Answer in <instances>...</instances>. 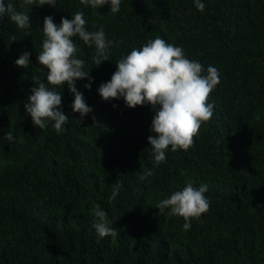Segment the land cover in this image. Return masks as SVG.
<instances>
[{
  "label": "trees",
  "instance_id": "1",
  "mask_svg": "<svg viewBox=\"0 0 264 264\" xmlns=\"http://www.w3.org/2000/svg\"><path fill=\"white\" fill-rule=\"evenodd\" d=\"M20 11L21 0H11ZM122 0L85 8L80 0L28 11L31 31L0 20V264H264V0ZM78 11L90 31L115 41L110 61L93 63L95 47L74 38L94 80L76 82L93 109L81 120L67 86L65 131L38 129L26 113L31 89L47 83L37 56L43 21L59 24ZM157 36L182 47L187 58L212 65L220 83L209 96L214 115L188 151L168 152L156 166L148 137L152 107L104 102L99 86L116 62ZM25 51L32 64L15 60ZM9 131L15 142H7ZM152 175L142 179L144 174ZM206 183L209 211L182 231V217L156 204L187 182ZM114 183L120 195L109 201ZM114 222L116 238L99 239L92 201Z\"/></svg>",
  "mask_w": 264,
  "mask_h": 264
},
{
  "label": "clouds",
  "instance_id": "2",
  "mask_svg": "<svg viewBox=\"0 0 264 264\" xmlns=\"http://www.w3.org/2000/svg\"><path fill=\"white\" fill-rule=\"evenodd\" d=\"M80 2L85 8L91 9L108 6L111 14H118L122 4V0ZM194 4L201 12L206 8L204 0H194ZM33 6L55 7V0H21L20 11L11 0H0V20L7 17L18 29L30 34V16L24 9L31 11ZM84 17L85 13L78 11L71 19L62 18L59 24L54 22L52 16L44 18V40L37 61L43 66L41 71L46 70L47 83L39 82L38 86L33 87L25 104L26 113L38 129L44 130L51 125L57 134L65 131L69 118L63 112L61 87L64 90L67 86L74 96L71 107L81 120L93 112L76 86L77 81L88 80L85 88L90 91L94 80L90 72L85 70L87 61L77 55L74 38L89 47H95L93 63L99 66L110 61V50L115 41L108 39L102 28L88 30ZM30 56V52H23L15 60V65L28 68L32 64ZM115 66L116 71L109 81L99 86L98 94L104 102L122 99L130 109L137 106L152 107L155 115L150 125L148 142L156 166L166 161L169 151H188L201 126L214 115L215 106L209 102V96L220 83L218 69L212 65L205 69L200 61L187 58L182 47L168 43L159 36L142 47L133 48ZM5 139L14 143L15 133L9 131ZM149 175H152L151 171L141 178ZM121 187L119 183L113 184L109 201L117 199ZM208 191L206 183L197 187L189 181L182 189L161 199L156 209L169 217H182V231H190L193 220H200L209 211ZM89 213L94 217L92 227L99 239H114L118 236L114 222L100 203L92 201Z\"/></svg>",
  "mask_w": 264,
  "mask_h": 264
}]
</instances>
